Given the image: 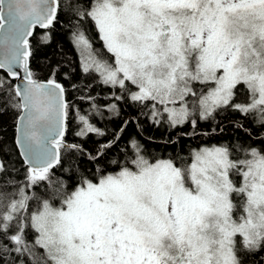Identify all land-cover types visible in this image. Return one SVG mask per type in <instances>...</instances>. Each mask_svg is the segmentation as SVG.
I'll return each instance as SVG.
<instances>
[{"label": "snow or ice", "instance_id": "obj_1", "mask_svg": "<svg viewBox=\"0 0 264 264\" xmlns=\"http://www.w3.org/2000/svg\"><path fill=\"white\" fill-rule=\"evenodd\" d=\"M68 7L0 0V113H18L14 143L26 166L21 178L0 140V264H250L264 254V148L204 145L189 163L150 160L135 136L119 146L130 125L142 134L141 117L169 130L190 125L182 136L229 111L258 115L264 129V0ZM57 24L72 29L82 88L104 85L137 109L112 132L91 122L104 119L99 104L85 115L65 98L59 63L44 80L32 68L34 29L46 30V45ZM108 112L124 115L115 103ZM56 168L67 175L54 181Z\"/></svg>", "mask_w": 264, "mask_h": 264}, {"label": "trees", "instance_id": "obj_2", "mask_svg": "<svg viewBox=\"0 0 264 264\" xmlns=\"http://www.w3.org/2000/svg\"><path fill=\"white\" fill-rule=\"evenodd\" d=\"M86 0H60V4L64 12H69V5L75 6L76 4H84ZM86 26L91 22H85ZM45 29L36 28L35 33L32 36L31 43L34 49V57L32 59L31 66L34 70H37V74L41 80L47 76L46 68L51 64L59 63L60 73L57 76L59 82L67 89L66 99L81 110L82 114L87 115L92 110V104H99L100 108L104 111V119L96 117L91 121L96 124L97 127L104 128L109 132H112L119 127L122 119H127V113H135L137 109L132 106V102H125L123 100L116 101L112 92L104 85L93 82L92 87L82 88V85L87 83V77L81 71L80 56L72 43L71 32L72 29L67 25L61 27L57 24L52 30V42L50 44L41 45L39 43L41 35L45 32ZM91 35L94 37V48L102 49V42L98 39V34L92 28ZM107 55V54H106ZM65 73L67 74L65 76ZM5 73L0 70V76H4ZM16 83V81H13ZM76 88H73V85ZM84 96L85 99L81 100L79 97ZM88 97L94 98L89 100ZM111 103L117 104L121 108L122 117L112 116L108 112V107ZM111 116V119L108 117ZM18 117V113L14 109H9L7 112L0 113V140L3 141V145L6 152H11L10 158L15 161L18 169V175L22 178L25 174L26 166L22 163V158L18 155L19 150L14 143L15 140V122ZM141 121L144 122V129L142 134H137L134 126H129L127 136L119 142V146L122 148L125 145V140L128 136H135L145 147V154L150 160L156 158H176L179 162V158H188V162H191L190 152L193 149H198L204 145L222 144L227 143L234 145L241 143L244 147H255L257 149L264 148V129L258 123V115H249L243 117L238 112L229 111L216 117L215 121H199L197 131L201 133L198 136H182L178 135L183 131H191L190 125H185L183 129L169 130L165 124L162 127H155L149 124L146 117H141ZM237 123H243L246 127L251 128V137L245 135L235 129ZM74 129L77 127L75 121H73ZM224 131L221 132L220 129ZM215 129V132H213ZM207 133V135H203ZM68 142L78 140L79 138L74 135H67L65 138ZM91 139H95L93 136ZM118 156L119 153H114ZM67 167V165H65ZM115 167V166H112ZM118 170V169H117ZM55 173L53 180L57 178H63L67 173L61 172L59 168L53 170ZM44 189L41 188L40 192ZM31 238V237H30ZM37 258H39L37 256ZM264 259V254L257 255L255 259L250 260V264H259L260 260ZM26 261H29V257H25Z\"/></svg>", "mask_w": 264, "mask_h": 264}, {"label": "water", "instance_id": "obj_3", "mask_svg": "<svg viewBox=\"0 0 264 264\" xmlns=\"http://www.w3.org/2000/svg\"><path fill=\"white\" fill-rule=\"evenodd\" d=\"M6 11H7V8L5 7V13H6ZM38 28H39V27H38ZM35 29H36V28H35ZM35 29H34V31H33V35H34V33H35ZM40 29H41V28H40ZM3 31H4V30H0V38H2ZM33 35H32V36H33ZM31 38H32V37H31ZM31 38H30V39H31ZM16 83L18 84V83H20V82H19V81H16ZM65 98H66V94H65ZM17 148H18V147H17ZM18 150H19V149H18Z\"/></svg>", "mask_w": 264, "mask_h": 264}, {"label": "rangeland", "instance_id": "obj_4", "mask_svg": "<svg viewBox=\"0 0 264 264\" xmlns=\"http://www.w3.org/2000/svg\"><path fill=\"white\" fill-rule=\"evenodd\" d=\"M238 179V178H237Z\"/></svg>", "mask_w": 264, "mask_h": 264}]
</instances>
